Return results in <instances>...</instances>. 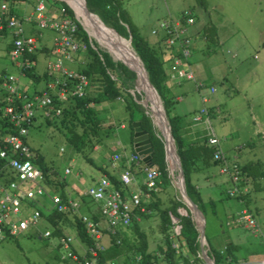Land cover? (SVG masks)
<instances>
[{"label": "rangeland", "instance_id": "rangeland-1", "mask_svg": "<svg viewBox=\"0 0 264 264\" xmlns=\"http://www.w3.org/2000/svg\"><path fill=\"white\" fill-rule=\"evenodd\" d=\"M24 2L27 4V1ZM44 2L48 6L53 4L54 0H44ZM62 2L65 1L62 0ZM73 2L75 3V1ZM54 4L56 8L60 6L57 2ZM122 7L126 12L129 23L152 46L157 47L159 42L160 47L165 50L164 55H169V50L165 47L164 41L161 39L156 40L151 31L154 28L157 29L161 21L170 20V16L173 17L182 10L196 7L195 16L200 21L208 18L209 22L218 29L221 37V39L219 38L220 41L218 43L216 41L210 42L208 46L203 48V51L194 52L188 60L194 74V80L179 78L177 79L178 82H175L170 79L173 71H167L168 80L165 86L169 87L172 97L175 99L176 97L181 98L179 101L177 99L173 100L174 103L170 108L169 115L178 117L182 122L181 126H185L187 122L195 127L202 126L204 128L203 134H205L203 136H206V138L212 135L216 136L221 141V146L223 142L225 143V138L231 146L237 145L240 147L244 145L238 148V152L235 151L239 154L237 159L239 166L248 161H252L250 164L256 165L253 170L256 178L252 182L240 172L238 185H246L247 187L245 205L241 204L242 202L239 203L235 198L227 197L226 191L232 188L233 184L225 174H220L219 166L207 167L193 175V183L199 189L197 190L203 202V206L201 203L197 204L203 212L205 225L203 250L209 256L210 249L213 252H218L226 246H231L232 256L237 261L264 257V45L261 46V42H264V0H122ZM85 13L87 14L86 10ZM198 19L195 18V22ZM92 20L97 27L108 31L97 16L93 17ZM95 30L99 33L98 28H95ZM41 34L42 38L38 43V47L40 46L43 49L36 56L35 72L37 75L42 74L45 70L46 62H43V57H51L50 54H45H48L52 48L54 35L51 31H41ZM109 34L110 41L118 53L116 54V60L113 59L110 51L103 46L102 42L92 37L93 34L87 36L95 50L98 48L101 51L108 52L113 60L127 64L131 68L124 57L123 47L129 54L136 58L137 56L133 53L134 51L130 45H127L129 43L128 38L121 37L122 41L114 34ZM189 34L193 46V35L190 32ZM1 42L0 74L18 77L20 84L25 87L28 93L41 90L44 86L43 83L35 85L32 80L20 76L19 70L9 61L8 57H5L4 44L7 39H3ZM240 45L242 46L240 47ZM234 56L237 58L232 59ZM165 58L166 65L168 61ZM200 71L202 75L199 74ZM169 82L174 85L170 86ZM198 84L201 86L196 89ZM211 86L215 89L212 94L210 93ZM164 91H167V89ZM129 93L131 96L134 93L141 96L139 103L142 104V99L145 98L144 94L131 90H129ZM132 97L134 98V96ZM202 98L207 100L205 104L202 103ZM112 103H117V100ZM119 103L122 104L123 102L119 101ZM145 103L146 108L150 109L152 107L150 102L145 100ZM93 106V104H90V107ZM99 107L101 106H98L97 110H99ZM202 108H206L210 114L209 123L211 127L204 120L202 123H196L193 120L195 114L199 113ZM217 108L219 109L216 110ZM123 111V109L119 110L114 115L120 117L119 120L122 121V124H125V128L121 129L119 122H117L116 127H113L114 134L107 146L99 147L95 145L91 150L86 148L81 153L82 155L76 153L69 145L65 137V130L55 126H47L40 117L41 113H37L38 116L29 128L26 143L31 150L43 158L44 165L50 170L49 180L52 182L62 181L65 187L64 193L73 199H79L78 196H82L83 192L104 177V170L109 173L114 171L110 161L118 153L113 154L112 147L127 158L133 152V138L127 122L128 114ZM110 123L112 122H105L104 124L109 125ZM152 125L156 134L163 141L158 127L153 123ZM251 142L255 144H247ZM83 155H87L92 159L94 165ZM120 161L118 164L121 163ZM66 169L69 170L68 174H65ZM139 178L143 180L144 174L139 175ZM174 185L170 175L167 180L162 178L157 180L159 190L156 194L162 199L159 209L167 208L173 197L181 201L179 192L174 189ZM129 189L132 192L135 191L133 187H129ZM210 199L214 203L213 207L208 204L207 200ZM84 200L90 209L94 211L96 205L88 197H84ZM181 209L178 208L177 213L180 214L179 210L183 213ZM243 209L253 215L259 232L244 227L243 223L242 225L238 223L237 218L241 215ZM29 211L31 210L29 209ZM78 213L84 214L82 207ZM156 214L158 213L152 212L150 215L142 216L136 219V224L139 231L145 234L148 252H151L153 256L155 255L152 264H167L158 250L159 247H165L164 236L166 234H163L159 229V217ZM169 218L172 227L170 236H173L175 240L179 234L176 237L173 234H175V231H179V225L176 226V218L172 221L170 213ZM132 226L133 222L124 232L119 231L118 237L105 235L99 242L104 249L102 256L105 264H136L135 260L137 261L139 256L135 254L134 250L138 245V241L132 231ZM45 231L51 232L49 238L41 237ZM63 232L73 238L71 249L76 248L78 254L81 255L82 249L78 247L77 241L74 240V230L69 226H65ZM120 239L123 240L122 243ZM111 240H113V243ZM117 240H119V243H116ZM174 240L172 244H175L176 251L182 246L181 244H184L187 249L186 254H188L185 242ZM197 240L199 243V239ZM114 242L118 245H115ZM65 254L66 251L59 245V235L54 233L53 227L44 218L40 219L36 226H29L18 236L8 237L0 241V264H66L61 259ZM198 256L200 261L195 264L209 263V260L202 258L200 245Z\"/></svg>", "mask_w": 264, "mask_h": 264}, {"label": "built area", "instance_id": "built-area-1", "mask_svg": "<svg viewBox=\"0 0 264 264\" xmlns=\"http://www.w3.org/2000/svg\"><path fill=\"white\" fill-rule=\"evenodd\" d=\"M7 11L6 0H0V32L7 30L11 34L12 41L7 57L19 70L20 76L26 77L27 72L37 65L32 55L40 47L38 43L42 38L41 31L53 32L54 39L51 59L46 62L45 67L50 78L44 88L38 92L28 93L20 84L18 77L0 74V116L13 129L12 133L4 134L0 145V160L6 162L9 169L7 171L4 167L0 168V171H4L0 176V241L18 236L29 226H36L37 222L44 218V214L48 215L52 212L78 214L93 245L85 249L74 239L82 249V254L78 257L71 249L73 238L63 232L59 237V245L66 254L61 259L66 264H96L99 253L104 251L99 242L105 235L118 237L119 231L124 232L131 224L134 209L140 207L139 210L144 211V206L141 204L146 201L148 203L150 193L159 190L157 180L160 178V172L155 166L151 168L145 166L144 179L139 180L127 167L119 174L118 179L124 186L135 188L134 192L129 189L126 194L121 193L105 176L83 192L82 196L88 197L96 205L94 211L100 216L99 221L78 213L82 206L80 199H73L70 196L63 199L59 193L44 184L41 171L30 160L31 153L26 143L29 128L38 116L37 113L42 114L40 117L43 120L59 116L68 94L76 98L85 95L87 78L83 74L65 68L64 64L71 63L73 55L79 50L86 49V45L77 38V24L68 18L63 9L59 11L61 18L58 19L45 14L46 7L42 1L38 2L35 12L28 17H8L5 15ZM182 16L185 18L184 22L169 18L170 20L161 21L158 28L151 31L154 37L164 41L169 52L174 53L173 73L170 79L175 82H178L179 78L194 80V74L188 63L192 40L187 29V26L193 23V19L188 10H185ZM27 23H35L36 32L33 35L25 33ZM210 91L213 93L214 88L211 87ZM207 117V109L202 108L195 114L193 120L197 122L205 118L207 122ZM207 144L214 148L213 160L218 162L220 174H225L233 184V187L226 191L227 196L236 198L245 195L246 185H238L240 166L236 158L228 157L223 153L220 141L214 135L207 137ZM119 160L120 156L114 155L111 167L116 168ZM139 161L136 154L130 155L127 166L132 162L138 164ZM68 173L69 170L66 169L65 174ZM41 213H44L43 216ZM171 219L173 221L175 218L171 216ZM237 221L241 225L243 223L244 227L259 232L253 215L246 209L241 211ZM178 234V231H175V237ZM50 236V231H45L41 235L42 238ZM116 243H119V240ZM172 247L175 248V244H172ZM208 264H214L213 257ZM227 264H264V257Z\"/></svg>", "mask_w": 264, "mask_h": 264}, {"label": "trees", "instance_id": "trees-1", "mask_svg": "<svg viewBox=\"0 0 264 264\" xmlns=\"http://www.w3.org/2000/svg\"><path fill=\"white\" fill-rule=\"evenodd\" d=\"M19 1L28 0H6V2L8 3V10H12L13 6H15V4ZM73 1L78 4L81 3L84 7L87 8L89 13L97 16L104 26L113 29L119 36L126 39L128 38V36H130V47L141 60L150 84L153 86V88L161 98L168 126L170 128V132L172 134L173 142L175 145L176 154L178 156L182 169L186 194L194 204L197 205L198 203H201L203 206L199 191L197 190L195 183H193V175L197 174L200 170L207 167L218 166V162L213 160L214 148L207 144V138H201L193 142L187 141L183 136V126H181L182 122H180L178 117L169 115L170 108L173 105L174 101L166 94V91H164L166 90L165 84L168 80L167 70L165 67L166 61L163 58L165 50L160 47L159 42L157 47L155 45L152 46L149 41L142 35H140L139 32L129 23L126 17V12L122 7V0H78L80 3L76 0ZM56 2L59 3L60 8H63L64 11L70 17H72V11L65 3L54 1V3ZM54 3L50 5H53L55 7ZM88 12L87 14L89 16L95 17ZM182 13L179 15V20L181 22H184L185 18L184 16H182ZM190 16L192 17V19L194 17L196 18V16H193V14L191 13ZM77 28V37L86 45V49L81 54H79V60H77L79 56H76V60L78 61V63L81 59L82 61L77 66L75 71L79 74H83L88 80V86L85 95L82 98H76L68 94L67 101L63 102L64 107L61 114L59 116H52L51 118L44 119V123L47 126H55L59 127V129H64L66 133V140L76 153L81 154L86 148H90L91 150L95 145L99 147H105L109 144L108 142L111 140V136H113L114 134L113 127H116L115 124L117 122H119V125L121 127L122 121L114 120L109 125L104 124V118L102 114H100V111L97 110V107L106 102L112 103L116 100L122 99L124 109L128 114L127 122L128 127L131 130L132 138V124L135 122H139L141 128L149 135L151 147L153 149L152 163L159 170L160 178L167 180V177L169 175L165 163L164 143L161 137L156 134L149 116L145 113L144 108L139 103V99L141 96H139L138 94H132V96H134L133 98L129 93V90L133 88V83L136 78L135 73L129 70L122 62L114 61L110 57L108 52L101 51L98 48H96V50L93 49L88 43V36L86 32L83 31L79 24H77ZM108 31L114 34L112 31ZM203 33L206 37L207 35H210L207 29H205ZM192 38L194 39V36H192ZM42 49H39L38 51L36 50V52L32 55V58L34 60H37V53L41 52ZM173 54V52H169V55L172 57ZM172 57L169 59V61L172 60ZM35 70L36 67L30 69L27 72L26 77L29 80H32L35 85L43 83L45 86L50 77L47 75L46 71H44L42 74L40 73L41 75H37ZM66 104L67 106H65ZM90 104H93L94 106L90 107ZM99 114L101 115V117L99 116ZM123 125L125 126V124ZM12 132L13 129L10 127L8 122L1 117L0 145H2V138L4 134ZM32 151L33 150L30 149V160L33 165L41 171L42 181L44 182V184L51 188L52 191L59 193L63 199H66L67 195L64 193L65 187L63 186L62 181L52 182L51 180H49V168L44 165L43 158ZM133 154L135 153L132 152L131 155ZM118 155L120 156L121 160H119L121 163L118 164V167L114 168V171L111 173L107 172L106 170H104L103 173L104 176L116 189H118L121 193L126 194L127 191H129V187L124 186L119 181V174L128 167L130 172L139 179V175H143V169L145 168V165L141 161H139L138 164L132 162L127 166L128 158H126L125 156L122 157L121 154ZM83 157H85L92 165H94V161L87 157V155H83ZM111 163L112 162L110 161V164ZM255 166L256 165L253 163H249L243 167L240 166L241 174L244 175L245 178H249L251 182L256 178L253 174ZM2 167H4L5 170L9 171L6 162L0 160V168ZM3 174L4 171H0V176ZM156 193L157 192L150 193L151 199L148 204H141V206H144V211H140L139 207L137 208L138 210L134 209L132 212L134 216L131 220V222H133L132 231L138 241V245L134 250L135 254L139 256L138 260H135L136 264H152V260L154 263L153 257L155 255L153 256L151 252H148V245L145 234L139 231L136 224V219L145 215H150L152 212L158 213L156 215L159 217V229L161 230V232H163V234H166L164 236L165 247L158 248L159 253L162 254L164 261L167 264L197 263L198 261H200V258L198 256V233L190 214L188 213L186 216H182L177 213L176 210L178 208H184L185 206L182 201L174 197L172 198V201L169 202V206L167 208L163 210L159 209L162 203V199ZM227 197L229 198V196ZM246 197L247 194L234 198L241 202L244 201L245 205ZM77 198L80 199L84 214L89 216L90 219L94 221H99L100 216L95 211H92L90 209V207L84 200V197L78 196ZM208 204H210L211 207L214 206V203L211 199L208 201ZM197 208L201 211L199 205H197ZM169 213L171 216L177 219V224L180 226L179 236L183 237V242H185L188 248V254L186 255H182L181 253H179V257H176V249L172 247L173 236H170L172 227L170 223ZM43 217L50 223V225L54 229V233L58 234L59 237L63 233V228L65 226H69L74 230L75 239L83 247H85V249L88 247H92L93 241L88 236L83 222L77 215L52 212L48 215L44 214ZM113 240H111L112 243ZM120 241L122 243L123 240L120 239ZM115 245L118 244L115 243ZM72 251L77 254L78 257H80V254H78L76 248H72ZM210 253L213 256L214 264H227L237 261L235 257L232 256L231 246H226L222 251L218 252H213V250L210 249ZM96 264H105L102 252L99 253V260Z\"/></svg>", "mask_w": 264, "mask_h": 264}, {"label": "crops", "instance_id": "crops-1", "mask_svg": "<svg viewBox=\"0 0 264 264\" xmlns=\"http://www.w3.org/2000/svg\"><path fill=\"white\" fill-rule=\"evenodd\" d=\"M39 1H42L43 3H44V5H45V7H46V15L47 16H49V17H51V18H54V19H58V18H61V15H60V13H59V11L61 10V9H63V8H60V7H58V8H56V7H54L53 5H48V6H46V3L44 2V0H28L27 1V4L24 2V1H19V2H17L16 4H15V6H13V8H12V10H8L6 13H5V15L6 16H8V17H18V18H24V17H28V16H30L31 14H33L34 12H35V8H36V6H37V4H38V2ZM23 3H25V4H23ZM54 3V2H53ZM63 3H65V2H63ZM8 4V3H7ZM67 6H68V4L67 3H65ZM68 8L72 11V9L68 6ZM195 9H196V7H189L188 9H185V10H188L191 14H193V16H195ZM64 10V9H63ZM185 10H182L180 13H178V14H176V15H174L173 17L172 16H170V19H173V20H177V19H179L180 17H179V15L182 13V12H184ZM18 12V13H17ZM203 12H204V10H203ZM199 13V12H198ZM65 14L68 16V18H70L73 22H75V24L77 23V24H79L80 26H81V28L82 29H84V27L82 26V24L77 20V18L75 17V15H74V12L72 11V17H70L66 12H65ZM91 14V13H90ZM208 14V13H207ZM91 15H93V14H91ZM94 16V15H93ZM192 16V15H191ZM96 17V16H95ZM208 17H209V14H208ZM195 19V18H194ZM193 19V20H194ZM196 19H198L197 17H196ZM199 22H201V23H199ZM231 24V23H230ZM155 29V28H154ZM187 29H188V31L194 36V39H193V46H192V48H191V55L194 53V52H196V51H203V48H205L206 46H208V44L210 43V42H214V41H216L217 43L220 41V39H221V37H220V34H219V31H218V29L216 28V26H214L211 22H209V20H208V18L206 19V20H197V22H195V20L193 21V25L191 24L189 27H187ZM205 29H207L208 30V32H209V34L210 35H207V37L204 35V31H205ZM153 30V29H152ZM83 31H85L86 32V34L88 35V33H87V30H83ZM36 32V25H35V23H27L26 25H25V33L26 34H29V35H33L34 33ZM53 33V32H52ZM54 34V33H53ZM78 38V37H77ZM156 38V37H155ZM220 38V39H219ZM3 39H7V42L4 44V51H5V57L7 58V54H8V51H9V49H10V46H11V41H12V39H11V34H10V32L9 31H7V30H4V31H1L0 32V42L3 40ZM53 39H54V35H53ZM53 39H52V41H53ZM215 39V40H214ZM80 40V39H79ZM156 40H159V38H156ZM43 42V41H42ZM2 43V42H1ZM88 43H89V45L94 49V47H93V45H92V43H91V41L88 39ZM264 45V42L262 41L261 42V46H263ZM242 45H240V47H241ZM52 49V48H51ZM51 49L49 50V53L48 54H45V55H49L50 54V56H51ZM85 50V49H84ZM84 50H79V52H77V53H75L74 55H73V61L71 62V63H65L64 64V66H65V68H67V69H69V70H74L75 71V69L77 68V66H78V62H77V60H76V56L78 57L79 56V54H81ZM169 53V52H168ZM47 57V56H46ZM166 57V58H165ZM172 56H170V55H164L163 56V58H165L167 61H168V64H166L165 66H166V68H167V71L168 70H170V72L171 71H173V64H172V60H170L169 61V59L171 58ZM237 57L236 56H234L232 59H236ZM49 59H51V57H47V58H44L43 57V62H47ZM80 59V56H79V58H78V60ZM44 64V63H43ZM45 71V70H44ZM199 74L200 75H202V73H201V71L199 72ZM170 83V82H169ZM167 84V83H166ZM165 84V85H166ZM174 84H172V83H170V86H173ZM201 85H197L196 86V89H198L199 87H200ZM212 87V86H211ZM210 87V88H211ZM166 89H167V95L169 96V97H171L172 99L174 98V97H172L171 95H170V92H169V87H166ZM214 92H215V89H214ZM213 92V93H214ZM210 93L212 94V92L210 91ZM176 99H177V101H179V100H181V98L180 97H176ZM175 98L173 99V100H176ZM119 101H121L122 102V99H119V100H117V103H111V102H106V103H104V104H102V105H99V106H101V107H99V110H100V112H101V114H102V116H103V118L105 119V122H113L114 120H119V118L120 117H116L114 114H115V112H117V111H119V110H124L123 112L124 113H126V111H125V109H124V106H122L123 105V103L122 104H120L119 103ZM203 101H205L204 102V104L207 102V100L205 99V98H202V103H203ZM117 109H119V110H117ZM219 108H217L216 110H218ZM218 112V111H217ZM209 112H208V121L207 122H210V117H209ZM116 118V119H115ZM203 120L206 122V120H205V118H203ZM203 120H201V121H197L196 123H202V121ZM209 127H211V124L209 123ZM125 128V126L122 124L121 125V129H124ZM202 129V131H201V129ZM183 136H184V138L187 140V141H190V142H193V141H195V140H198V139H201V138H206V136H203V135H205V134H203V127L202 126H193V124H191V123H189V122H187V124H185V126H183ZM220 143H221V141H220ZM247 144H255L254 142H251V143H247ZM242 146H244V145H242ZM242 146H240V147H242ZM246 146V145H245ZM220 147H222L221 149H223L222 151H224L223 153L226 155V156H228V157H234V158H236V160L238 159V156H239V154H237V153H235V151L237 150V152H238V148H240V147H238L237 145L236 146H231V145H229V143H227V138H225V143L223 142V144H222V146H221V144H220ZM251 147H252V145H251ZM111 150L114 152V153H118V154H120L117 150H115V148L114 147H112L111 148ZM228 154H227V153ZM131 155V154H130ZM122 157H124V156H122ZM126 157V156H125ZM127 158V157H126ZM252 161H248V162H246L245 164H243V165H241L240 164V166H245V165H247V164H249V163H251ZM196 175V174H195ZM140 179V178H139ZM174 189H176V188H174ZM198 189V188H197ZM199 190V189H198ZM207 201H209V200H207ZM239 203H241V201H239ZM148 204V203H147ZM241 204H243L244 205V201H242V203ZM179 212H181L180 210H179ZM174 235V234H173ZM175 236V235H174ZM174 240V239H173ZM182 246H180L179 247V245L178 244H176V246H178L179 247V250L178 251H176V252H178V253H181L182 255H186V253H187V249H186V247H184V244H181ZM223 250V249H222ZM222 250H220V251H222ZM209 256L210 257H213L212 256V254L209 252ZM263 258V257H262ZM256 259H258V258H256ZM251 260H253V259H251Z\"/></svg>", "mask_w": 264, "mask_h": 264}, {"label": "water", "instance_id": "water-1", "mask_svg": "<svg viewBox=\"0 0 264 264\" xmlns=\"http://www.w3.org/2000/svg\"><path fill=\"white\" fill-rule=\"evenodd\" d=\"M57 1H62V0H57ZM86 10H87V8H86ZM87 12H88V10H87ZM101 24L103 25V23H101ZM104 27L106 29L112 31L117 38L122 39L121 36H119L113 29L108 28L106 26H104ZM130 39H131L130 36H128V42L129 43L127 45H130ZM137 58L139 59L138 56H137ZM140 62H141V60H140ZM124 65L129 70H131L132 72H134L135 75H136V71H134L131 68H129L126 64H124ZM141 65L143 67L142 62H141ZM143 70L145 72V80H146L147 84L150 86V88L153 90V92L156 94V97L159 100V104H160V107H161V110H162V114H163V120H164V123L166 125L165 127H166V129L168 131V138H166L165 135L160 130V128L158 127V129L160 131V134L162 135L163 141H164L165 161H166L167 166H168L167 169L170 170L169 171L170 178L173 179L174 184H175L174 186L177 189V191L179 192L181 201H182V203L185 206V208H182L181 209L183 211V213L180 212V214L186 216L188 213H190V215L192 216L193 221H194V223L196 225L195 228H196V230L198 232V239H199V245H200V248H201L202 258L204 260H210L211 261V257H209L207 255L206 251L203 250V245H204V226H205L204 225L203 215L199 211V209L197 208V206L190 200V198L186 194L185 186H184V179H183V174H182V169H181V166H180V162H179L178 156L176 154L175 145H174V142H173L172 134L170 132V128L168 126V122H167V118H166V114H165L164 107H163L162 102H161V98L158 95V93L156 92V90L153 88V86L150 84V82L148 80L147 73H146L144 67H143ZM136 77H137V75H136ZM135 81L137 82V78H136ZM132 128H133V139H132V149H133V152L138 156V158L140 159V161L146 167H150V168L151 167H154V164L152 163L153 149L151 147L149 135L141 128V125H140L139 122L133 123L132 124ZM171 152H172L174 158L176 159L177 168H178V172H179L180 182L178 184L176 183L175 176H174L173 172L171 171V167H170L171 166V163H170V160L169 159L171 158ZM197 217H200L202 219V224L201 225L198 223V221L196 219ZM178 230H179L178 232L180 233V226H179V229ZM174 241L183 242V237L182 236H178V238L175 239ZM176 254H177L176 257H179V253L177 252Z\"/></svg>", "mask_w": 264, "mask_h": 264}, {"label": "bare ground", "instance_id": "bare-ground-1", "mask_svg": "<svg viewBox=\"0 0 264 264\" xmlns=\"http://www.w3.org/2000/svg\"><path fill=\"white\" fill-rule=\"evenodd\" d=\"M63 1H65L68 4V6L72 9L75 17L82 24L84 29L87 30V33L90 36H92L91 34H93L95 36V37L92 36L93 38L102 42L103 46L110 51L113 59L116 60L117 59L116 54H118V53H117V50L114 47L113 43L110 41V34H109L110 32L107 30H102L99 27H97L95 22H93V20H92L93 17H91L85 13V10H86V9H84L85 7L78 0H76V1L79 2L80 4H78L76 2L74 3L73 1H69V0H63ZM95 28L99 29V33L96 32ZM122 47H123V45H122ZM123 52H124V57L129 62L131 68L134 71H136V75H137V82L135 81L136 80V78H135L134 83H133V88L130 90L134 91L136 93L145 95V98L142 99L141 106L144 108L145 113L150 117V119L152 118L151 119L152 123L155 126L159 127L160 130L162 131V133L165 135V137L168 138V131L165 127L166 125H165L164 120H163V114H162V110H161V107L159 104V100L156 97V94L153 92V90L150 88V86L147 84V82L145 80V72L143 70V67L141 65L140 60L138 58L134 57L133 55L129 54L128 51L124 47H123ZM111 55H110V57H111ZM145 100H146V102H150L152 104V107H150V109L146 108ZM169 160L171 163V166H170L171 171L173 172V174L175 176L176 183L178 184L180 182V177H179L176 159L174 158L172 152H171V158ZM196 219H197L198 223L201 225L202 219L200 217H197Z\"/></svg>", "mask_w": 264, "mask_h": 264}, {"label": "clouds", "instance_id": "clouds-1", "mask_svg": "<svg viewBox=\"0 0 264 264\" xmlns=\"http://www.w3.org/2000/svg\"><path fill=\"white\" fill-rule=\"evenodd\" d=\"M54 1H57V0H54ZM59 2H62V1H59ZM77 24V23H76ZM44 47V46H43ZM39 49H41V47L40 48H38L37 50H39ZM36 62H37V60H36ZM36 67V66H35ZM181 215V214H180Z\"/></svg>", "mask_w": 264, "mask_h": 264}]
</instances>
